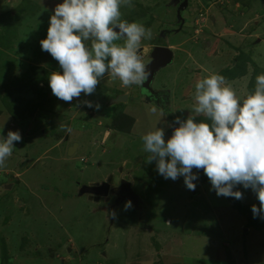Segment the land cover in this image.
I'll return each mask as SVG.
<instances>
[{
  "label": "rangeland",
  "instance_id": "1",
  "mask_svg": "<svg viewBox=\"0 0 264 264\" xmlns=\"http://www.w3.org/2000/svg\"><path fill=\"white\" fill-rule=\"evenodd\" d=\"M229 1L209 0L212 13L221 12L213 25L207 3L189 0L183 29L174 31L176 0H132L121 19L151 29L143 55L156 45L174 54L152 84L158 95L105 74L93 94L67 103L48 81L62 69L40 45L63 0H0V139L9 130L22 136L0 167V264H264V213L236 209L202 169H193L194 191L183 176L165 179L156 161H146L141 139L161 128L167 142L176 118L193 112L196 82L211 73L222 74L238 98L254 91L264 73V0ZM150 60L143 57L145 65ZM119 95L128 100L113 103ZM73 144L79 148L70 156ZM112 175L111 185L133 184L138 206L114 194L100 202L80 195L82 186ZM233 190L243 193L244 206L259 207L250 188Z\"/></svg>",
  "mask_w": 264,
  "mask_h": 264
},
{
  "label": "clouds",
  "instance_id": "2",
  "mask_svg": "<svg viewBox=\"0 0 264 264\" xmlns=\"http://www.w3.org/2000/svg\"><path fill=\"white\" fill-rule=\"evenodd\" d=\"M122 7H134L132 0H63L56 5L47 38L40 40L42 50L62 69V73L53 71L48 76L55 97L70 103L81 93L91 95L105 74L112 80L119 79L124 87L148 79L139 50L142 40L152 38V31L139 21L121 19ZM120 40L123 44L116 43ZM255 80L254 91L238 98L222 75L211 73L195 84V115L191 112L186 120L177 117L174 123L179 127L174 128L167 142L161 128L141 137L144 151L149 154L146 161H156L158 173L165 179L183 176L186 187L194 191L193 181L198 179L195 168L204 171L218 196L239 200L243 193L234 191V187L250 188L260 202L259 207L252 205L254 218L264 213V73ZM87 106L93 104L87 102ZM201 115L210 123L198 122L196 117ZM17 142H22L19 131L9 130L0 139V167L5 166ZM113 178L105 182L111 185ZM83 187L80 195L88 196L90 201H108L107 197L97 201L96 196L91 197L94 195L81 194ZM133 194L137 204L132 201L138 206ZM125 207H131V201Z\"/></svg>",
  "mask_w": 264,
  "mask_h": 264
},
{
  "label": "water",
  "instance_id": "3",
  "mask_svg": "<svg viewBox=\"0 0 264 264\" xmlns=\"http://www.w3.org/2000/svg\"><path fill=\"white\" fill-rule=\"evenodd\" d=\"M183 2L180 5V10L183 8H186L188 6L189 0H182ZM179 3V0L176 1ZM152 62L147 66L146 70L148 72V79L146 80L145 84L143 85V89L147 92L152 94L154 92L152 88V82L155 78V74L162 70L163 68L167 67L170 65L173 60H174V54L173 51L171 50L170 47L167 46H157L153 49L152 52ZM128 100L127 95H119L117 98L113 100V103L117 102H125ZM78 145L74 144L69 148V155H73V153L77 150ZM113 176L110 177L108 180L109 182L112 180ZM131 183L128 181H123L121 182V187L120 191L123 190L124 188L128 187L129 188V194L125 199H131L133 200L136 204L137 202L133 199V191L131 190ZM84 193H89L90 195H94L97 198V201L101 197H107L109 199V193H110V184L108 182L103 183L102 185L98 183L86 185L83 187L81 194Z\"/></svg>",
  "mask_w": 264,
  "mask_h": 264
},
{
  "label": "flooded vegetation",
  "instance_id": "4",
  "mask_svg": "<svg viewBox=\"0 0 264 264\" xmlns=\"http://www.w3.org/2000/svg\"><path fill=\"white\" fill-rule=\"evenodd\" d=\"M177 1V0H176ZM183 1L182 0H179V3H178V5H179V7H180V5H181V3H182ZM184 9V8H183ZM180 12H181V10H179V18L177 19V22L179 23V28L178 29H176V30H174V31H178L179 29V31H181L182 29H183V26H184V24H185V19L182 17V15H180ZM169 31H173V30H169ZM157 46H161V45H156L155 47H157ZM140 52V55L142 56V57H145V56H147V55H150V57H151V60L145 65V67L147 68V66L152 62V52H153V49L152 50H149V51H147V52H145V54L143 55V49L141 48V50L139 51ZM160 71H158L156 74H155V78H154V80H153V82H152V84L154 83V81H155V79H156V77H157V75H158V73H159ZM145 82H146V80L142 83V90H143V92L145 93V94H147V96H149V95H151V96H157L158 95V92L157 91H159V90H154V92L152 93V94H150V93H147L144 89H143V85L145 84ZM149 94V95H148ZM120 181H126L125 179H120ZM131 181V180H130ZM103 183V182H102ZM111 187H110V193H109V199H108V201L110 200V197L112 196V194H114V195H116V196H120L119 197V199H118V202H120L121 200H122V198H124L125 197V194H129V188L128 187H126V188H124L123 190H119L120 189V187H121V183L120 184H116V185H110ZM83 187V186H82ZM81 187V188H82ZM131 188H132V184H131ZM133 189V188H132ZM128 196V195H127ZM93 199H95V196H91ZM103 199H106V198H101V200H103ZM100 200V199H99Z\"/></svg>",
  "mask_w": 264,
  "mask_h": 264
},
{
  "label": "trees",
  "instance_id": "5",
  "mask_svg": "<svg viewBox=\"0 0 264 264\" xmlns=\"http://www.w3.org/2000/svg\"><path fill=\"white\" fill-rule=\"evenodd\" d=\"M222 75V74H221ZM223 76V75H222ZM4 105L8 108L12 107H16L15 105H12L11 102H9L7 99L4 100ZM122 115H119L118 118L116 119V121H118L120 118H121ZM22 118V117H21ZM124 118V117H122ZM198 122L199 121H203V117H200V118H197ZM23 121V119L21 120V122ZM204 122H208L210 123V121H204ZM23 123V122H22ZM123 125H125V123H123ZM204 179H206L205 176H203ZM232 204L233 206L238 209V210H241L243 212H248L249 213V210H251V208H249V206H244L241 202L238 201V199H235L234 197H226ZM258 226H259V223L257 222ZM260 227V226H259Z\"/></svg>",
  "mask_w": 264,
  "mask_h": 264
},
{
  "label": "crops",
  "instance_id": "6",
  "mask_svg": "<svg viewBox=\"0 0 264 264\" xmlns=\"http://www.w3.org/2000/svg\"><path fill=\"white\" fill-rule=\"evenodd\" d=\"M203 1H205V4L207 3V5H208V10L211 12V14H210V16H211V22H215V21H217V20H221V18L219 17V15H220V11H217V12H214V13H212V9L211 8H215V9H217V6H214V5H212V6H209V0H203ZM232 1V0H231ZM238 1V3H237V5L236 6H238L239 5V3L240 2H242V0H237ZM226 2H228V4L229 3H232V2H230L229 0H226ZM227 5V4H226ZM231 7L229 6L228 7V9H230ZM222 12H223V14H224V16L225 17H227V15H226V13L228 12V10L227 9H225V10H223L222 9ZM226 12V13H225ZM244 15V12H243V14H242V16ZM213 22V25L215 24ZM226 22H227V19H226ZM232 24H234V22L232 23ZM244 25V27L243 28H245L246 27V23L245 24H243ZM132 184V183H131ZM133 185V184H132Z\"/></svg>",
  "mask_w": 264,
  "mask_h": 264
}]
</instances>
